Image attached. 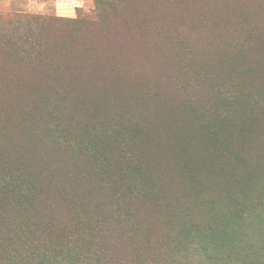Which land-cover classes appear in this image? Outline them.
I'll use <instances>...</instances> for the list:
<instances>
[{
    "label": "trees",
    "instance_id": "1",
    "mask_svg": "<svg viewBox=\"0 0 264 264\" xmlns=\"http://www.w3.org/2000/svg\"><path fill=\"white\" fill-rule=\"evenodd\" d=\"M95 2L0 72V264H264V3ZM194 173L206 205L151 201Z\"/></svg>",
    "mask_w": 264,
    "mask_h": 264
},
{
    "label": "rangeland",
    "instance_id": "2",
    "mask_svg": "<svg viewBox=\"0 0 264 264\" xmlns=\"http://www.w3.org/2000/svg\"><path fill=\"white\" fill-rule=\"evenodd\" d=\"M41 1H45V8L41 6ZM106 1L104 0V2ZM259 2L264 3V0H239L241 9L256 10ZM104 8L108 7L105 5ZM108 11L111 12L113 10L108 8ZM96 14L97 6L95 0H0V72H3L2 69H4L3 74L13 75L16 72L21 81L32 78L34 70H30L29 66L33 64L28 59L32 58L30 55L32 49L31 41L36 40L42 44V48L38 52V55H40L39 60L44 65H47L48 52L45 51V44L51 45L58 41L64 42L67 38L74 36L84 39L87 37V29L95 24L91 19L96 18ZM14 18L15 20H13ZM18 20L22 21L23 24L16 28L6 24L8 21L15 22ZM115 26L120 34H124L121 32L124 25L116 24ZM251 29L254 30L256 27L252 26ZM240 31L241 33L245 32L242 29ZM142 32L147 34V36L149 35L148 31L142 30ZM104 33L99 31L95 34L100 39H103ZM14 34L23 37V48L19 47L17 43L14 44ZM152 34H155V32H152ZM249 39L256 40L252 35L249 36ZM11 67L14 69L11 70ZM6 77L5 75L3 76V78ZM4 97L0 99L5 101L6 98ZM0 104L6 105L7 103L0 102ZM4 118L5 114H0V120ZM16 159L18 160V156H16ZM192 178H196L195 173L191 179L183 184H157L155 196L151 198V201L160 206L177 204V202L169 200L164 195L163 190L171 187L174 191L172 200L187 197L186 199L190 202V205H206L204 202H209L214 197L209 194L205 184H192ZM121 195L124 196V194ZM132 196L129 193L127 198L130 197L132 199ZM117 201L123 203L118 199Z\"/></svg>",
    "mask_w": 264,
    "mask_h": 264
},
{
    "label": "crops",
    "instance_id": "3",
    "mask_svg": "<svg viewBox=\"0 0 264 264\" xmlns=\"http://www.w3.org/2000/svg\"><path fill=\"white\" fill-rule=\"evenodd\" d=\"M41 6L45 8V1H41Z\"/></svg>",
    "mask_w": 264,
    "mask_h": 264
},
{
    "label": "bare ground",
    "instance_id": "4",
    "mask_svg": "<svg viewBox=\"0 0 264 264\" xmlns=\"http://www.w3.org/2000/svg\"><path fill=\"white\" fill-rule=\"evenodd\" d=\"M245 13V12H244ZM171 100V99H170Z\"/></svg>",
    "mask_w": 264,
    "mask_h": 264
}]
</instances>
